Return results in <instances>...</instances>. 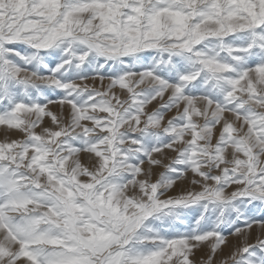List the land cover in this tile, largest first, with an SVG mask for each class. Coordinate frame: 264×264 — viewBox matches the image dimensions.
<instances>
[{
    "label": "snow or ice",
    "instance_id": "obj_1",
    "mask_svg": "<svg viewBox=\"0 0 264 264\" xmlns=\"http://www.w3.org/2000/svg\"><path fill=\"white\" fill-rule=\"evenodd\" d=\"M0 264H264V0H0Z\"/></svg>",
    "mask_w": 264,
    "mask_h": 264
},
{
    "label": "rangeland",
    "instance_id": "obj_2",
    "mask_svg": "<svg viewBox=\"0 0 264 264\" xmlns=\"http://www.w3.org/2000/svg\"><path fill=\"white\" fill-rule=\"evenodd\" d=\"M0 139H3V132L0 131Z\"/></svg>",
    "mask_w": 264,
    "mask_h": 264
}]
</instances>
